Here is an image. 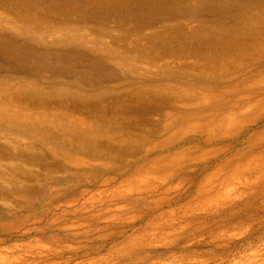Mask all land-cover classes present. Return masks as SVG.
Masks as SVG:
<instances>
[{"label": "bare ground", "instance_id": "obj_1", "mask_svg": "<svg viewBox=\"0 0 264 264\" xmlns=\"http://www.w3.org/2000/svg\"><path fill=\"white\" fill-rule=\"evenodd\" d=\"M251 5L256 6L257 16L237 17ZM173 44L182 47V56L168 53ZM107 47L111 51L101 53ZM0 78L5 90L31 95L29 104L8 97L6 102L14 107L6 109L14 112L0 108V128L26 135L77 169L52 181L45 176V184L39 182L37 189L31 184L37 181L34 175L0 172V201L7 202L9 192L27 199L15 210L10 206L9 212H0L1 221L4 216L16 217L17 209L25 211L36 204L40 216L50 212L55 217L51 223L63 219L69 225L88 224L94 232L108 228H102L101 219L118 208L107 199L113 192L123 199L130 196L128 207L148 199L146 195L132 199L133 194L175 188L173 177L137 188L139 178H122L127 172L142 171L140 176L145 177L159 172L203 173L195 198L226 205L224 194L233 186L238 194L230 205L235 209L264 193L258 181L264 175L260 161L264 159V2L0 0ZM130 98L144 110L156 106L161 111L153 133L145 131L142 141L128 143L135 153L154 140L151 146L158 151L153 153L151 146L142 151V163L134 168L121 165L102 174L95 168L88 170L92 162L115 159L114 148L103 139H125L130 125L124 119L134 111ZM62 104L80 107L67 110L65 119H52L63 114ZM95 107L97 111L112 107L113 113L90 112ZM40 113L50 117L49 126L61 130L62 138L49 129H37L29 118L43 119ZM75 135L90 139L92 147L82 139L73 145ZM25 155L14 152L11 160ZM202 160L206 163L195 165ZM62 183L61 189L56 188ZM123 184L131 185L126 195L119 194ZM95 187L96 193H91ZM75 191L79 196L67 200ZM87 193L91 194L86 198ZM89 201L92 205L86 209ZM226 216L227 212H215L209 218ZM56 228L62 230L60 224ZM151 231L158 234L157 227ZM22 248L29 255L33 246L27 243ZM14 260L0 257L3 264H14Z\"/></svg>", "mask_w": 264, "mask_h": 264}, {"label": "rangeland", "instance_id": "obj_2", "mask_svg": "<svg viewBox=\"0 0 264 264\" xmlns=\"http://www.w3.org/2000/svg\"><path fill=\"white\" fill-rule=\"evenodd\" d=\"M258 2L263 3L264 0H258ZM255 7L251 5L248 10L245 9L243 12L238 13L237 17L257 16L258 14H255L257 12H254ZM84 28L89 27L85 26ZM107 51H111L109 47L101 48V53L106 54ZM171 52H178L179 56L183 55L182 47L177 44H173L172 49L168 50V53ZM3 79L0 78V92L4 90L6 93L0 94V108L14 112L11 110L14 107L13 104L6 102L8 97L20 98L29 104L31 97L28 96L31 95H22L28 92L5 90L4 86L1 85L4 82ZM175 90L178 91L177 87ZM35 96H37V99L42 98L39 94ZM129 101L133 105L134 111L124 119L130 125L123 134L125 139L120 138L119 141L103 139L107 146L114 148L113 157L115 159L109 162L102 160L92 162V166L88 167V170L95 168L94 170L102 174L107 169L121 165L134 168L139 162V165L142 163V151H145L154 143V140H150L147 144L143 143V147H138L139 150L134 153L136 148H133L128 141L137 140V142H140L143 140L145 131L153 133L157 128L155 124L161 110L156 106L144 110L132 98ZM79 107V105L62 104L63 109L60 111L63 114L53 115L52 119L57 116L65 119L68 116L67 110L78 109ZM97 110L98 107H95L90 112L103 113L98 115L113 113L111 112L112 107ZM41 115L43 119L39 117L29 119L32 120L35 126H39L37 129H49L50 133L62 138L63 132L61 130L56 131L58 128L49 126L50 117L45 114ZM14 117L16 118V115ZM93 121L94 124L92 125L96 127L98 123L95 122V119ZM53 128L54 130H52ZM25 136L10 129L0 128V149H2V152H0V172L10 170L20 176H22L21 174L34 175L37 177V181L31 182V184L34 185L33 188H36L35 185H38L39 182L42 183L45 176L48 178L47 181H52V179L58 178L66 171L77 170L63 160L54 158L45 151L41 143ZM83 136L75 135L72 140L73 145H76L79 139H82V143H86L87 147H92L90 139ZM65 138H67V135ZM235 148H240V145ZM153 149L154 153L159 148L151 146V150ZM14 152L25 153L28 157L25 155V157H17L11 160ZM133 154L135 156H132ZM33 155L42 157V159H35L32 157ZM117 155L119 156L117 157ZM216 155H218L217 152L212 153L207 155L206 159L213 158ZM260 161L264 162V159ZM204 163H206V160H202L195 165L199 166ZM141 173L142 171H137L135 174L127 172L122 178L129 177V181L130 178L133 180H135V177L139 178L140 182L137 183V188L142 189L143 187H150L152 182H154L153 185L159 184L163 177L165 179L173 177L175 188L165 186L156 192L144 190V193L133 194L131 195L132 199L144 195L148 196V199L133 203L128 207L126 206L130 203V196L123 199V197H119L117 193L113 192L107 199L112 201L115 208H122L115 209L109 213V216L106 215L101 219L102 228L104 226H108V228L98 229L99 231L95 228L94 232L90 231L91 227L88 224L84 226H79V224L69 225V222L64 223L63 219H56L55 223H51L55 217L50 212L47 215L41 214L40 216V207L36 204L25 211L17 209V213L13 215L16 217L10 218L9 215H3L5 221L0 220V257H7V260L15 258L14 264H26L23 259L26 260L27 264H43V262H47V264H264V193L256 195L255 198L249 201L250 203L242 205V208L235 209L230 205L234 200L233 198L236 197L235 195L238 194L233 186L224 194L228 197L226 205L218 202H199L195 198L203 173L192 175L191 173L181 172L180 175H176L170 172L162 175L159 172L150 177L140 176ZM148 181L151 182L146 183ZM258 181L261 185L260 188L264 189V175ZM133 182L135 183V181ZM63 185L65 183L56 184V188L61 189ZM118 185V183L113 184L111 188ZM129 186L131 185H121L119 194L126 195ZM167 188L170 189L166 190ZM96 191L97 188L95 187L91 193H96ZM10 193L12 192L7 193L9 198L7 202L0 201V212L2 214L9 212L10 206H12L10 210H15L16 205H24L23 199L27 201L26 198H18ZM91 193H87L85 197H89ZM78 196V191H75L67 200L76 199ZM94 196L96 199L97 194ZM151 196L158 197L153 200ZM47 202L48 199L45 200V203ZM90 202L86 203V209L91 207L92 202ZM215 212H227V216L210 219L209 215ZM162 213H164L163 217H161ZM231 213L234 214L230 215ZM204 216L208 219L201 218ZM57 224L62 226V230L59 231L56 228ZM154 227H157L158 234H153L154 232L151 231ZM26 230H29V232L24 233ZM27 243H31L33 246L29 255H25L22 248Z\"/></svg>", "mask_w": 264, "mask_h": 264}]
</instances>
